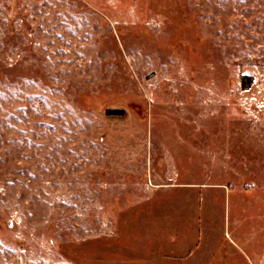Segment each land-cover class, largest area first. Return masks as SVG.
Instances as JSON below:
<instances>
[{
    "label": "rangeland",
    "instance_id": "obj_1",
    "mask_svg": "<svg viewBox=\"0 0 264 264\" xmlns=\"http://www.w3.org/2000/svg\"><path fill=\"white\" fill-rule=\"evenodd\" d=\"M0 264H264V0H0Z\"/></svg>",
    "mask_w": 264,
    "mask_h": 264
}]
</instances>
